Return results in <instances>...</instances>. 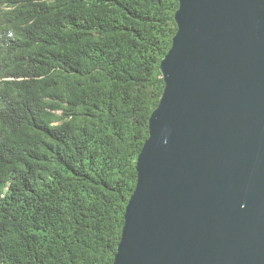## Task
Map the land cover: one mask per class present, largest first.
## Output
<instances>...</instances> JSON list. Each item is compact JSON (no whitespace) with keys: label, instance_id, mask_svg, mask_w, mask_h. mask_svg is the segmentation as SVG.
Returning <instances> with one entry per match:
<instances>
[{"label":"trees","instance_id":"trees-1","mask_svg":"<svg viewBox=\"0 0 264 264\" xmlns=\"http://www.w3.org/2000/svg\"><path fill=\"white\" fill-rule=\"evenodd\" d=\"M179 0H0V264H113Z\"/></svg>","mask_w":264,"mask_h":264},{"label":"water","instance_id":"water-1","mask_svg":"<svg viewBox=\"0 0 264 264\" xmlns=\"http://www.w3.org/2000/svg\"><path fill=\"white\" fill-rule=\"evenodd\" d=\"M113 264H264V0H179Z\"/></svg>","mask_w":264,"mask_h":264}]
</instances>
